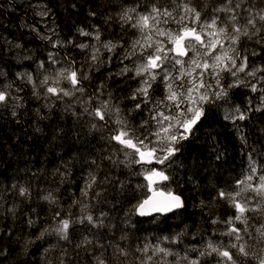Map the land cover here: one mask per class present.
<instances>
[{
	"label": "trees",
	"instance_id": "obj_1",
	"mask_svg": "<svg viewBox=\"0 0 264 264\" xmlns=\"http://www.w3.org/2000/svg\"><path fill=\"white\" fill-rule=\"evenodd\" d=\"M185 4L208 21L218 16L229 28L230 13L217 9L240 5L235 14L244 25L250 8L261 32L251 38L242 36L236 47L241 57H248L247 71L264 68V42H257L264 36V21L257 15L264 10V0H231V4L229 0H0V90L11 87L18 93L15 103L0 104V264H60L61 259L64 264H96V256L106 264H189L193 259L199 264H231L215 253L200 256L208 241L230 251L237 264H259L258 258L264 256V197L242 191L247 185L238 182L252 175L256 187L264 176V93L259 91L264 82L244 79L256 84L257 91L242 84L229 89L227 103L205 105V116L193 134L163 164L135 163L139 157L131 155L133 150L111 139L120 127L118 118L137 132L152 125L154 108L163 100L136 107L133 94L142 77L134 74L132 63L125 65V57L133 52V32L122 15L126 11L131 16L138 11L145 14L155 6L180 17ZM164 25L171 30L178 26L172 19ZM97 34L99 40L115 45L111 66L106 59L104 67L97 58L93 60ZM41 63L44 69L54 63L87 76L79 86L83 91L60 99L49 96L48 101L37 83ZM125 67L128 71L122 72ZM25 73L36 76V87ZM229 84L224 79L221 86ZM160 90L155 86L153 93ZM105 102L110 112L100 120L91 113ZM235 107L247 118L224 119L225 111ZM159 111L170 114L163 104ZM149 170H163L168 176L161 188L183 199L180 211L150 219L137 216L135 207L150 195ZM90 177L96 183L82 195ZM21 186L30 189V197L19 195ZM237 191H241L238 201L256 209L245 213L246 230L234 220L237 211L227 195H219ZM49 192L55 203L42 199ZM101 213L106 214L104 227L74 224L68 241L53 231L61 218L75 221ZM230 218L241 229L239 242L226 234L230 225L225 221ZM84 236L92 240L87 251L76 247ZM240 244L248 257L238 252Z\"/></svg>",
	"mask_w": 264,
	"mask_h": 264
},
{
	"label": "snow or ice",
	"instance_id": "obj_2",
	"mask_svg": "<svg viewBox=\"0 0 264 264\" xmlns=\"http://www.w3.org/2000/svg\"><path fill=\"white\" fill-rule=\"evenodd\" d=\"M231 4V0H229ZM240 5H236L235 8L225 6L224 8L217 9V11H226L230 13L231 21V31H229V25L225 24L220 26L218 24V17H214L210 22H204L201 28L198 30L196 27H190L191 24H200L201 13L195 9H191L184 6V12L186 15H182L177 19L173 16L172 12L164 9L161 12V9L153 6L152 10L148 14H141L136 22L132 24V27L139 28L142 32L145 30H155L157 37H164L165 39H156L152 41V36L148 35L145 37V43L141 45V54H143L144 48H151L152 51L147 54L145 57V63L137 67L135 75L141 76L146 74V78L141 81V87L136 89V94L133 96L135 99L136 95L144 97L145 102H147L149 89L152 87V84L155 83L156 78L160 75L163 78V81L166 86L167 94L162 101H158L154 110L156 115L151 118L156 121L157 130L155 132L146 133L143 138L138 135L133 129H129L127 124L122 119H117L116 123L120 125L116 134L111 137V139L118 142L126 149H132L131 155H137L138 160L133 162L135 163H152L155 160L157 163L163 164L165 160H168L169 157L175 155L180 151V148L177 145L180 144L182 140H187L190 135L193 134V129L201 121L202 117L205 116V105H214L218 100H225L228 102V91L234 87H240L242 84L245 87H250L251 91L256 92L257 86L251 82L245 83L244 80H241L238 77V73L245 72L248 67V57L245 55L240 56L237 45L239 44L241 36L251 38L252 35H257L261 32L260 28L256 27V19L251 14V9H247L249 12V18L247 19L244 25L239 24V16L235 14V9L239 8ZM130 11H135L131 9ZM46 12L40 13V15H46ZM259 20L264 21V10L257 13ZM161 16L165 17L163 23H168V18L172 19L175 23L180 25L179 29L175 32L171 30H165L160 28ZM122 20L131 21L133 18L129 12H125L122 17ZM186 19L189 23H185ZM251 28V32L249 31ZM88 35V33H83ZM208 37V39H205ZM96 39L99 40V35L97 34ZM258 43L264 42V36H260ZM58 43V42H57ZM227 43L228 47L225 48L224 44ZM140 44V41H137L133 45V52L128 55L134 54L135 48ZM171 45V47H168ZM17 47H20L17 45ZM80 47H87V45H80ZM105 48L110 51L115 48V45L110 43L104 45ZM203 48L205 51L203 53L206 57L212 58V63H208L206 59H201V53L198 50ZM217 48L222 51L217 55H212V53L217 51ZM189 50L194 53V56L189 60V68L184 67V61L178 57H184L188 55ZM229 53H232L231 55ZM172 54V55H170ZM253 55L257 53L253 52ZM51 56V54H50ZM127 58V56L125 57ZM96 59V56L93 55V60ZM240 60L239 66H237V60ZM168 62L173 64V67L176 64L181 66V70L178 76H173L171 72L164 67ZM41 67L43 64L41 63ZM200 71H197V70ZM235 69V71H233ZM159 70V72L157 71ZM128 71L125 67L122 72ZM228 72L231 76L236 77L233 83L228 85V88H224L220 85L221 73ZM258 72H264V68H256L251 71L246 72V76H251L257 81V83L264 82V76H257ZM206 76L211 77L215 83H208ZM24 77L27 78L29 82H32V77L30 74L25 73ZM67 80L72 86L73 90L82 92L83 89L78 87L81 83V79H87V76L78 77L76 70H64L62 69L57 78V83L59 78ZM179 80L180 84L175 82ZM42 84L48 83V77H45L42 81ZM47 93L60 96L71 95L72 92L65 91L62 88L58 87H47ZM264 93V87L259 89ZM8 99L6 92L0 90V103L5 102ZM170 102V103H169ZM262 103H264V97H262ZM163 104L168 110V115H165L163 111H159V105ZM183 105V108L181 107ZM107 103H102L100 107L96 108L91 114L98 117L100 120H104L107 109ZM137 108H140L141 105L138 103ZM175 109V113L172 114L171 110ZM251 109L249 108L248 111ZM257 110H260L258 107ZM87 111V109L85 110ZM117 113L119 109L115 110ZM246 112H242L239 107H235L232 112L225 111L224 119L232 120H244L246 119ZM167 122V123H165ZM147 124V121L144 122ZM151 136L156 137V141L153 142L150 140ZM147 141V143H146ZM151 145V146H150ZM162 153V155H157V149ZM128 155V153H126ZM252 172L256 171L255 162L250 164ZM158 177L162 180H167L168 176L164 175L162 171L149 170V174L146 177L149 181H153V178ZM253 180L252 175H248L245 180H241L239 184H246L247 186L242 189V191H253L257 195L264 197V176L260 177V183L258 186L254 187L251 184ZM96 183L95 177H90L89 183L85 185V189L82 191V195H87L89 189L92 185ZM15 188L16 185H13ZM20 196L30 197L31 192L29 188L21 186L18 190ZM98 195V193H97ZM221 197L227 198L232 203V206L236 209L237 215H235L234 220L240 221L245 225V230L248 223V218L245 216V213L248 211H255L256 209L248 208L246 203L238 201L236 197L241 195V191H237L234 195L229 193L225 194L220 192ZM159 198L153 197L147 200H144L142 203L138 204L134 211H137L139 215L145 216L149 215L152 212H172L175 209H180L184 207V203L179 195H173L171 192L164 194L163 192L158 194ZM42 199L55 203V197L51 192L48 195L42 197ZM106 214L101 213L100 217L94 218L91 214L83 215L77 218L75 221L69 218H61L59 224L56 226L53 231L55 234L62 240H69V229L74 224L84 225L87 222L88 225H91L93 228H102L104 227V219ZM32 223V221H29ZM230 225L229 231L226 233L229 236H235L237 242H239L242 237L239 235L241 229L234 226V221L232 218L225 221ZM48 230L45 229L44 232H41V238ZM261 235L264 236V231L261 232ZM123 238V237H122ZM92 244V240L88 236H84L83 239L76 245L77 248L83 247L85 251L88 250V246ZM98 247H103L99 245ZM231 247L236 248L237 244H232ZM147 251V248H145ZM160 252H164L166 255L171 254L165 249H158ZM238 252L244 256L248 257L249 252L246 250L243 244L239 245ZM215 253L217 256L224 258L226 261H230L231 264H237L233 259V255L230 251L226 249H221L219 246L215 245L212 241H208L207 247L200 251V256L212 255ZM126 254V253H124ZM96 264H106L100 256L94 257ZM187 259V257H185ZM259 264H264V256L258 258ZM60 264H64L63 259H61ZM189 264H199V260L193 259L189 261Z\"/></svg>",
	"mask_w": 264,
	"mask_h": 264
},
{
	"label": "bare ground",
	"instance_id": "obj_3",
	"mask_svg": "<svg viewBox=\"0 0 264 264\" xmlns=\"http://www.w3.org/2000/svg\"><path fill=\"white\" fill-rule=\"evenodd\" d=\"M183 8V7H181ZM191 9H194L192 7H189ZM152 10V9H151ZM148 11V13L151 12ZM196 10V9H195ZM197 11V10H196ZM161 12H163V10H161ZM148 13H145L148 14ZM143 14L142 11H138L136 12L132 17L133 19L131 21H129V26L132 30V40L133 42H131V49L133 50V45L136 44L137 41H140V44L136 46L135 48V51H134V54L132 55H128L127 54V57L129 58H125L127 61H128V64L127 61L125 60V65H129V63H132L134 66L133 68H137L139 67L140 65H142L143 63H145V57L147 56V54L149 52L152 51L151 48H144L143 49V54H141V45H143L145 43V37H147L148 35H151L152 36V41L154 42L156 39H165L164 37H157L156 34H155V30L152 29V30H145L144 32H142L139 28H135V27H132V24L136 22V19L141 15ZM173 14V13H172ZM182 16V14H180ZM173 16H175V14H173ZM218 17V16H217ZM177 19H179V16H176ZM219 18V17H218ZM163 19H165V17L161 16V23L159 25L160 28H163L165 30H170L169 27H166V25L163 24ZM170 20V18L168 19ZM219 20V19H218ZM208 22V19L206 17H203L202 18V14L200 16V23H204V22ZM230 29V28H229ZM174 32V31H173ZM242 37V36H241ZM95 44V45H94ZM105 44H108L107 41L105 40H95L94 43H93V46L95 47V56L96 58L98 59L99 61V64H101L103 67L105 66V59L107 60V63L106 65L108 66H111V59L114 58V50L112 49L111 51L107 48L104 47ZM168 47H171V45H168ZM91 49V48H90ZM192 52V51H191ZM172 55V54H170ZM93 56V55H92ZM193 56H190V55H187V57L183 58V57H178L179 59H182L184 62H186L187 60L189 61L190 58H192ZM208 62H210L209 60L210 59H206ZM239 60V59H238ZM238 60H237V64H238ZM240 61V60H239ZM178 64H176L175 66H177ZM174 66V67H175ZM165 68H167L171 74L172 72L174 71V67H173V64L171 62H168L164 65ZM45 68V67H44ZM59 68V67H58ZM134 69V70H135ZM46 70V69H45ZM253 70V69H251ZM159 72V70H157ZM233 71H235V69H233ZM134 74H135V71H134ZM174 74L176 75V73L174 72ZM239 74L238 73V77H239ZM177 76V75H176ZM241 76V75H240ZM78 77H81L80 75H78ZM140 77H142L141 81L143 79L146 78V74L144 75H141ZM82 78V77H81ZM233 76H231L228 72H224L221 74V79H220V83L223 82L224 79H227L229 81V83H233L234 80H232ZM240 78V77H239ZM253 78V77H251ZM242 80V78H240ZM211 83V79L209 81ZM86 83V79H81V83L79 86H81L82 84L84 85ZM176 84H180L181 81L177 80L175 82ZM160 84V85H159ZM155 86H160L161 90L159 93H153V89ZM64 87H67V90L70 89L69 88V85L67 86V83L64 84ZM70 92H73V89L71 90L70 89ZM46 94H47V91H46ZM136 93L133 94V96L135 95ZM167 94V90H166V86H165V83L163 81V78L158 75L157 78H156V81L155 83L152 84V87L149 89V94H148V98H147V102H145V99L144 97H141V99H139V95H136L135 96V99H133L134 101L138 100L136 102V105L139 103L142 107H151L152 105L154 106V103L156 102V100L158 98H165ZM49 96V95H47ZM52 97V96H51ZM53 98V97H52ZM54 99H59V98H54ZM170 103V102H169ZM175 112V111H174ZM152 121H154L152 119ZM155 122V121H154ZM128 126H132L131 124L125 122ZM152 131V126L150 124H147V125H144L143 126V132L142 134H146L148 132H151Z\"/></svg>",
	"mask_w": 264,
	"mask_h": 264
},
{
	"label": "rangeland",
	"instance_id": "obj_4",
	"mask_svg": "<svg viewBox=\"0 0 264 264\" xmlns=\"http://www.w3.org/2000/svg\"><path fill=\"white\" fill-rule=\"evenodd\" d=\"M185 5H187V4H185ZM184 5V6H185ZM183 10V11H182ZM181 11H182V15H186V13L184 12V9H181ZM185 23H189V21L186 19V21H185ZM218 24L220 25V26H224V25H222L221 23H220V21L218 20ZM190 25H192L191 23H189V26ZM179 27H180V25H178L177 26V29L176 30H171V31H177L178 29H179ZM229 31H231V27H230V29H229ZM205 39H208V37H205ZM224 47L225 48H227L228 47V44L227 43H225L224 44ZM199 51H200V53H201V59L202 60H204V59H210L209 61L210 62H208V63H212V58L209 56V57H206V56H204L203 55V53H204V49L203 48H199L198 49ZM222 50L221 49H219V48H217V51L216 52H214V53H212V55L214 56V55H217V54H219L220 52H221ZM230 55L232 54V53H229ZM189 61H186L185 63H184V67L185 68H189L190 67V65H189V63H188ZM59 67V68H58ZM62 69H64V70H68V71H71L68 67H66V66H62V65H59V64H54V63H52V65H51V67H50V69H44L43 67H40V72H39V75H38V78H37V83H38V87L39 88H41V90H43V92H44V96H46V95H49V96H52L53 98H63V97H65L63 94H61L60 96H57V95H54V94H50V93H47L46 94V89H47V87H58V88H62V89H64L65 91H70V89L72 90L73 88H72V86L70 85V83L69 82H67V80H65V79H63L62 77H60L59 78V80H58V83H57V78L59 77V73H60V71L62 70ZM180 70H181V66L178 64L177 66H175L174 67V71L172 72V75L175 77L176 75L178 76L179 75V73H180ZM197 71H200L199 69L197 70ZM174 72L176 73V75L174 74ZM246 72H248L247 70H245V76L243 75V77H242V75L240 76V78H243V80L245 79L246 81H250V80H252L253 78H251V76H246ZM222 74V73H221ZM31 75V77H32V82H30V83H32L33 84V86L34 87H36V81H35V79H36V76L35 75H33V74H30ZM45 77H48V83L47 84H42L41 83V81L45 78ZM210 79H211V77H208V76H206V80H207V82L208 83H210L209 81H210ZM236 79V77H233L232 78V80H235ZM244 80V81H245ZM67 83V86L69 85V88L70 89H68L67 90V87H64V84H66ZM258 88V87H257ZM6 92V95L8 96V99L5 101V102H3V103H0V104H5V103H7L8 101L10 102V104L11 103H15L16 102V99H17V96H18V93H17V91H15V89L14 88H7V90L5 91ZM73 92H75V90H73ZM49 96H47L46 97V99L48 100V101H50V100H52ZM182 108H183V105L181 106ZM166 115V114H165ZM165 123H167V122H165ZM157 130V124L156 123H154V125H152V131L151 132H155ZM140 136H141V138H143V136L145 135V134H139ZM150 140H152L153 142H155L156 141V137L155 136H151L150 137ZM146 143H147V141H146ZM151 146V145H150ZM157 155H162V153L159 151V148L157 149ZM153 162L154 163H157L155 160H153ZM144 163V162H143ZM259 183H260V181H259ZM259 185V184H258Z\"/></svg>",
	"mask_w": 264,
	"mask_h": 264
},
{
	"label": "water",
	"instance_id": "obj_5",
	"mask_svg": "<svg viewBox=\"0 0 264 264\" xmlns=\"http://www.w3.org/2000/svg\"><path fill=\"white\" fill-rule=\"evenodd\" d=\"M185 57H187V56H184L183 58H185ZM157 171H162L163 172V170H157ZM165 183H166V180H162V179H160L158 177L153 178V181H149L147 179V184H148L149 189H150V195H149V197L147 199H150V198H153V197L159 198L158 194L161 193V192H163L164 194L169 193V192H166L164 189L161 188ZM173 195H176V194H173ZM182 201H183V199H182ZM183 203H184V201H183ZM181 209L182 208L175 209L172 212H166V213H163V212H152L149 215H145V216L139 215L138 212H136V213H137V216L139 218H141V219H145V218L146 219H150V218H155V217H167V216H170V215L180 211Z\"/></svg>",
	"mask_w": 264,
	"mask_h": 264
},
{
	"label": "flooded vegetation",
	"instance_id": "obj_6",
	"mask_svg": "<svg viewBox=\"0 0 264 264\" xmlns=\"http://www.w3.org/2000/svg\"><path fill=\"white\" fill-rule=\"evenodd\" d=\"M208 22H210V21H208ZM202 24H203V23H200V24H192V25H190V27H196V28L199 30V29L201 28ZM188 55L193 56L191 50H189ZM187 61H188V60H187ZM78 75H79V74H78ZM211 84H213V86L215 87V83H214V81H213L212 79H211ZM221 84H222V83H220V85H221ZM105 111L110 112V109L105 110ZM119 113H120V111H119ZM117 114H118V113H117ZM154 123H156V121L153 122L152 125H154ZM152 125H151V126H152ZM129 129H133V128H129ZM133 130H134L138 135L141 134V133L143 132V130H138L139 132H137L135 129H133Z\"/></svg>",
	"mask_w": 264,
	"mask_h": 264
}]
</instances>
